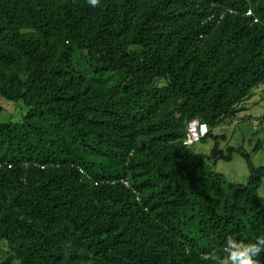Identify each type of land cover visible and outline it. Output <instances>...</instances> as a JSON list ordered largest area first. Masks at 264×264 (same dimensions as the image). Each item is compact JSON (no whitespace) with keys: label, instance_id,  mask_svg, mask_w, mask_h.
Instances as JSON below:
<instances>
[{"label":"trees","instance_id":"16d2710c","mask_svg":"<svg viewBox=\"0 0 264 264\" xmlns=\"http://www.w3.org/2000/svg\"><path fill=\"white\" fill-rule=\"evenodd\" d=\"M261 87L264 0H0V111L28 109L0 123V264H219L264 236V166L215 134Z\"/></svg>","mask_w":264,"mask_h":264},{"label":"rangeland","instance_id":"374dc122","mask_svg":"<svg viewBox=\"0 0 264 264\" xmlns=\"http://www.w3.org/2000/svg\"><path fill=\"white\" fill-rule=\"evenodd\" d=\"M251 106L246 114L240 116L239 121L233 125L219 127L216 135H226L232 145H243L251 154L252 161L255 166H264V123L262 116L264 115V87L256 92L250 101ZM2 110L0 111V123H20L23 116L26 115L28 109L23 103L10 102L1 100ZM258 133L256 136L255 133ZM252 142L250 143V140ZM261 141L262 147L255 152V144ZM214 147V141L210 140L207 144H197L195 149L201 153L207 162L214 163L211 158L210 151ZM225 147V144H222ZM216 171L223 174L227 181L233 182L238 186H245L249 181V171L247 164L243 158L235 155L231 162L218 161ZM258 199L264 204V185L257 193Z\"/></svg>","mask_w":264,"mask_h":264},{"label":"clouds","instance_id":"9594fccd","mask_svg":"<svg viewBox=\"0 0 264 264\" xmlns=\"http://www.w3.org/2000/svg\"><path fill=\"white\" fill-rule=\"evenodd\" d=\"M92 7H96L98 0H88ZM219 264H258L257 258L264 252V236L257 238L255 242L244 243L229 236L222 249Z\"/></svg>","mask_w":264,"mask_h":264},{"label":"built area","instance_id":"2783aa9c","mask_svg":"<svg viewBox=\"0 0 264 264\" xmlns=\"http://www.w3.org/2000/svg\"><path fill=\"white\" fill-rule=\"evenodd\" d=\"M247 16H253V12L249 10ZM255 22H257V19H255ZM208 132L209 127L207 124L200 123L199 121L193 122L188 128V138L185 144L192 145L195 142H198L201 138L205 137ZM125 185L128 186V183L125 182Z\"/></svg>","mask_w":264,"mask_h":264}]
</instances>
